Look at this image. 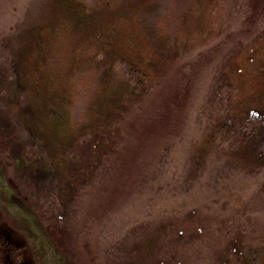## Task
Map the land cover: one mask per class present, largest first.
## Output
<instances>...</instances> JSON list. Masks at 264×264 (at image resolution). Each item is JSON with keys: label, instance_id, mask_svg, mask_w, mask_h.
<instances>
[{"label": "rangeland", "instance_id": "374dc122", "mask_svg": "<svg viewBox=\"0 0 264 264\" xmlns=\"http://www.w3.org/2000/svg\"><path fill=\"white\" fill-rule=\"evenodd\" d=\"M82 1L100 6L122 0ZM153 1L121 17L81 58L76 122L98 129L115 99L111 86H123L122 80L131 83L135 103L111 133L97 141L88 133V176L73 188L55 161L36 175L13 166L14 152L22 149L29 158L48 159L12 106L30 102L12 81L13 63L47 0H0V155L35 216L31 230L13 234L21 264H40L33 236L44 239L49 257L56 247L77 264H264V172L247 174L223 155L203 166L193 159L214 116L238 99L237 84L224 71L264 30V0H219L215 35L202 41L188 0ZM164 48L179 55L162 71L157 59ZM261 117H246L249 127L263 124ZM8 220L0 206V227L12 231ZM162 228L155 247L149 235ZM8 249L0 247V264H8Z\"/></svg>", "mask_w": 264, "mask_h": 264}, {"label": "trees", "instance_id": "16d2710c", "mask_svg": "<svg viewBox=\"0 0 264 264\" xmlns=\"http://www.w3.org/2000/svg\"><path fill=\"white\" fill-rule=\"evenodd\" d=\"M153 2L122 0L113 5L97 6L82 0H47L44 16L25 32L13 63L12 81L20 92L29 95L30 102L24 107L17 103H12V106L20 123L38 140V151L48 159L41 161L38 157L29 158L23 149L14 152L12 160L17 171L36 175L40 167L55 161L73 188L74 182L88 176L84 164L89 166L91 161L87 159L90 151L84 142L86 136L88 133L93 134L97 141L99 135L111 133V128L119 126L127 112L134 108L135 93L130 88L129 80L120 81L125 83L123 86L119 82L113 84L111 92L114 101L104 110L99 128L88 131V127L80 125L72 117L78 91L76 77L79 63L86 47L94 39L99 40L103 33L116 28L121 17L139 12ZM188 3L196 14L195 19L198 16L197 23L201 28L199 40H207L215 35L213 15L219 7V0H188ZM166 24L165 19L160 24L161 36L167 31ZM164 51L167 53L157 59L162 71L179 55L172 48H164ZM229 64V69L224 72L227 78L237 84L238 99L230 100L225 110L214 116L193 149V159L196 164L203 166L211 156L223 155L237 163L243 172L254 175L264 172V123H253L249 127L246 117L251 120L254 115L262 116L264 121V30ZM10 174L9 164L0 155V206L8 212L7 223L12 229L5 231L0 227V247L9 246V252L6 251L8 264H21L15 255L17 241L13 234L21 227L31 230L35 216L13 187ZM26 211L31 216L23 214ZM163 234L165 229L162 228L149 235L150 239L157 240L155 247L161 245ZM33 237L40 264H77L56 247L49 257L50 250L44 239L39 240L38 237L36 241V237Z\"/></svg>", "mask_w": 264, "mask_h": 264}]
</instances>
